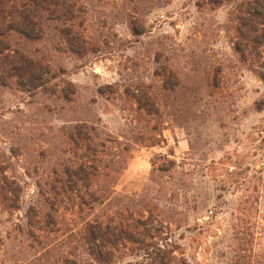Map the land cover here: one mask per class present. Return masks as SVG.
<instances>
[{"label": "trees", "instance_id": "trees-1", "mask_svg": "<svg viewBox=\"0 0 264 264\" xmlns=\"http://www.w3.org/2000/svg\"><path fill=\"white\" fill-rule=\"evenodd\" d=\"M108 1L118 5L120 18L133 35L145 34L143 17L154 0ZM95 2L0 0V63L11 68H1L0 81L16 79L32 91L43 89L47 85L43 77L54 78L64 70L57 57L99 52L98 36L88 31ZM169 3L157 0V7ZM204 5L230 7L229 22L238 35L234 50L264 82V57H247L264 48V0H199L198 6ZM21 39L41 42L44 49L32 51ZM169 76L164 78L166 84L171 79L183 88L182 96L188 93L190 99L196 98V91L186 89L184 78ZM45 91L49 104L63 113L64 125L41 135L43 142H49L43 151L49 153L51 167L44 174L45 184H37L24 223L12 220L21 209L24 188L8 172L10 156L0 153V252L10 264H203L210 260L213 264H264L260 200L253 195L260 187L254 185L250 190L249 175L238 172L240 179L233 181L234 172H230L229 178H222L215 159L209 161L207 142L192 138L182 160L160 155L152 161L141 191H120L118 185L130 159V140L108 135L86 111L82 114L69 107L79 105V99H71V92L58 93L53 87ZM126 93L137 110L151 118L160 116L158 93L140 87ZM257 104L258 110L264 108L263 101ZM160 127L157 123L148 132H152L149 146L160 144ZM10 151L13 156L15 149ZM256 174L263 184L264 166ZM234 185L242 195L231 201L225 192ZM225 209L230 214L226 244L222 246L218 238L214 257L208 258L205 239ZM5 214L11 218L3 219Z\"/></svg>", "mask_w": 264, "mask_h": 264}, {"label": "rangeland", "instance_id": "rangeland-1", "mask_svg": "<svg viewBox=\"0 0 264 264\" xmlns=\"http://www.w3.org/2000/svg\"><path fill=\"white\" fill-rule=\"evenodd\" d=\"M101 1L96 0L92 6L88 25L89 33L99 38V52L57 57L64 70L54 78L43 77L42 83L47 84L43 89L32 91L16 79L0 81V153L10 156L8 172L25 191L21 209L13 214L12 220L25 222L37 184L46 182L44 174H48L51 165L49 153L43 148L48 149L49 142H43L41 135L64 125L63 113L49 104V95L44 94L53 87L58 93L63 89L71 92V99H79V105L69 107H76L82 114L86 111L108 135L114 138L123 135L130 140V159L118 185L120 191H141L156 157L168 155L182 160L192 138L207 142L209 161L215 159L222 178L227 179L234 172L232 179L238 181L242 171L252 178L250 190L254 185L260 187L253 195L260 200V235L264 247V183L256 174L264 166V108H257L258 102L264 104V82L252 72L249 62L240 61V54L234 50L238 35L235 25L229 22L230 7H199V0H170L168 6L159 8L154 0L143 17L145 34L135 36L120 18L118 5ZM21 40L32 51L44 49L41 42ZM260 52L247 57H264V48ZM1 68L11 69L3 62L0 74ZM170 73L184 78L186 89L196 91V98L190 99L188 93L182 96L183 88L171 79L166 84L164 78ZM138 87L158 93V118L137 110L136 102L127 95L126 92ZM74 91L77 93L72 95ZM60 105L68 108L67 103ZM157 123L161 125L159 133L163 130L160 144L149 146L152 140L148 136L152 132H148ZM6 131L12 134H4ZM226 193L231 201L242 195L235 185ZM229 217V209L218 214L217 224L205 239L210 251L208 258L214 257L218 238H222V246L226 244ZM199 258L202 261V256ZM213 263L210 260L203 264ZM0 264H10L2 252Z\"/></svg>", "mask_w": 264, "mask_h": 264}]
</instances>
